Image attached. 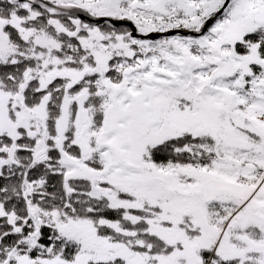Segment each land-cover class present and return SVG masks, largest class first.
Segmentation results:
<instances>
[{
    "label": "snow or ice",
    "instance_id": "6c2138e0",
    "mask_svg": "<svg viewBox=\"0 0 264 264\" xmlns=\"http://www.w3.org/2000/svg\"><path fill=\"white\" fill-rule=\"evenodd\" d=\"M0 264H264V0H0Z\"/></svg>",
    "mask_w": 264,
    "mask_h": 264
}]
</instances>
